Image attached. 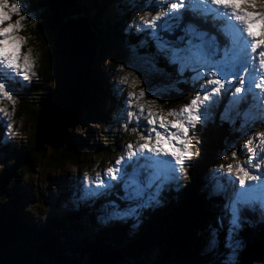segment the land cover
Masks as SVG:
<instances>
[{"label": "trees", "instance_id": "1", "mask_svg": "<svg viewBox=\"0 0 264 264\" xmlns=\"http://www.w3.org/2000/svg\"><path fill=\"white\" fill-rule=\"evenodd\" d=\"M38 2L41 3L38 6L32 4L31 8L35 12L43 10L40 15L41 26L53 40L56 37L57 28L64 20L80 17L83 12H87L84 5L80 3L76 5V0ZM257 3H260V0H257ZM98 15L100 13L94 15V22ZM183 15L184 21L180 24L181 27H184L186 22H190L201 30L210 31V33L216 32L212 30L210 22L203 23L201 19L193 18L190 12H184ZM123 19L125 21L130 19L128 12L124 13ZM94 22L91 23V27ZM94 25L99 32L102 30L99 25ZM120 26L126 32L123 34L115 31L113 36L111 35L116 43L120 44V48L126 45L134 47L135 52L139 55L147 53L158 60V67L167 74H176L175 66L168 63L164 53L157 52L153 48V44L157 43L153 35H151L150 41L147 40L151 32L144 29L135 30L134 27L122 23ZM98 40H100V36ZM108 42L109 39H106L98 45L93 56L92 62L95 65L96 73L92 80L93 86L85 110V123L88 121L105 123L109 121L112 113L122 106L120 99H116V94L111 90V84L108 82L107 77L111 72L107 71L105 66L100 71V68L103 67L101 66L104 61L103 53L106 49L110 50ZM219 42L223 45V38H220ZM110 51L117 60L123 61L122 49L119 50L120 53L116 49ZM53 58L52 51L38 64L37 77L32 79L29 87L27 85V88L23 89L21 95L23 97L17 104L20 116H28L34 130L39 108L35 100L39 98L40 93L47 85L54 81ZM113 64L116 66L115 63ZM113 64L111 63L110 66ZM107 69L109 70V67ZM183 76L176 82L177 90L170 91L167 107L186 102L194 93V83H191L193 77L189 73ZM187 93L189 96L184 98V94ZM219 99V106H214L215 110L209 111V121L197 126L198 130L201 128L197 140L200 153L187 166H183L185 178L179 182V189L175 191L169 189L167 194L159 192L158 194L164 198L159 196L160 199L154 206L145 203L136 207L125 196L128 195L129 190L123 189L122 181H112L109 182L108 186L110 187L99 189L98 194L83 199L77 197V200L72 201L71 205L68 203L61 205L63 211L56 217L47 218V221L41 226H37V222L32 221L29 209L25 205L28 195L18 186L19 178L22 174L31 172L35 160L41 154L40 151L39 153L35 151L34 130H32L21 152L15 155L11 168L0 174V264H85L79 260L81 254H87L88 251L99 248H107L120 253L128 264L213 263L212 259L203 254L205 240L210 238L211 232H216L215 228L219 229L223 221L220 217V197L208 185L212 182L208 180V177L222 163L224 156H229L232 151L241 149L240 145L245 144L249 134L254 135L264 129V119L257 115L253 121L246 125L240 123L237 118H226L220 114V106L227 102L226 95L221 94ZM249 100L251 99L247 98L241 101L238 109L243 111L244 108H247ZM1 131L0 128V144L3 136V131ZM69 134L70 137L66 144L52 151L54 157L51 160V165L57 169H62L65 165L77 166L83 162H90L92 158L90 152L98 156L108 151L112 153L113 149L117 148V142L111 144L107 140L99 141L102 148L99 145L90 147L87 141L76 140L71 131ZM108 156L110 158L111 155ZM130 170L132 171L131 168L128 169V171ZM147 176L148 173L142 170L140 179L143 178V180L141 179V181H144ZM115 200H119V203H112ZM105 203L112 205L110 211L104 207ZM124 203H126V207L131 206L133 209L128 217L117 218L110 215L114 206L118 211L124 209ZM100 212L107 214L106 222L101 223L97 219V223H94V218H97ZM241 216L245 218L244 224L238 229L234 227L235 231L227 235V240L238 237L242 240L243 246L246 243H264V218L260 223L254 222V217L249 210H243ZM84 217L90 220L91 224H95L93 226L94 234L91 237L85 235L74 238L73 247L67 248L63 239L65 232L69 230L72 234L83 233L82 219H85ZM229 231L231 232V227ZM216 241L222 248L223 232L219 233ZM227 242H225L223 251H216L214 260L220 262L219 264L234 263L229 262L231 259L226 257ZM239 254L240 251L237 255L239 256Z\"/></svg>", "mask_w": 264, "mask_h": 264}, {"label": "snow or ice", "instance_id": "2", "mask_svg": "<svg viewBox=\"0 0 264 264\" xmlns=\"http://www.w3.org/2000/svg\"><path fill=\"white\" fill-rule=\"evenodd\" d=\"M256 3L257 0H151L148 7L155 10V15L146 19V12L139 17L144 30L151 32L157 40L158 50L164 53L169 63L177 66L178 72L190 69L195 73L194 85L202 79L204 83L178 110L156 113L149 108L145 113L143 105H136L135 111H127L128 121L136 120L132 131H137L143 122L144 134L139 137L143 142L128 143L123 149L124 155L115 160V166L104 171L103 176L108 179H101L97 174L98 184L94 190H86L82 194L84 198L98 194L99 189L107 187L110 181L119 180L129 189L127 199L136 207L154 201L157 195L154 189L174 179L177 171H183L184 160L192 158L190 130L208 119L209 102L215 103L221 94L231 92L230 102L234 104L250 96L253 106L264 119V11H247L248 8L254 9ZM260 4L264 7V0H260ZM21 6L16 0L11 3L0 0V101L6 99L13 105L15 86L29 80L33 66L30 53L22 52L26 40L19 33L26 16L20 12ZM184 12L192 13L203 23L211 20L212 27L223 37V46L216 35H210L191 23L185 25V36L179 38L182 46L164 41L160 33L170 32L173 25L169 21L182 19ZM13 15L18 17L15 21H12ZM144 95L141 90L139 97ZM136 99V93H128L126 104L129 109L133 108ZM0 115H8L3 106H0ZM244 117L246 125L252 119L250 112L246 111ZM7 127L10 130L11 123ZM243 148L248 149L246 160H238L237 152L232 151L235 164H220L210 174L212 180H216L219 172L229 174L222 179L232 186L227 211L233 224L243 208L258 206L264 214V132L249 134ZM223 159L227 160L228 156ZM142 170L148 173L144 181L140 179ZM84 180L88 182L87 174ZM213 190L223 192L225 188L216 180ZM125 211L130 214L133 209ZM121 214L115 206L110 213L112 216Z\"/></svg>", "mask_w": 264, "mask_h": 264}, {"label": "rangeland", "instance_id": "3", "mask_svg": "<svg viewBox=\"0 0 264 264\" xmlns=\"http://www.w3.org/2000/svg\"><path fill=\"white\" fill-rule=\"evenodd\" d=\"M38 1H43V0H16L18 4H22L20 8L21 14L26 16V19L21 22L22 31L19 33L26 40V43L22 48V52L30 53V59L32 61L33 66L29 72V80L21 81L19 84L15 86L14 105L13 103L7 101L6 99L0 101V106L5 107L8 111L7 117L0 115V128L3 131V136L0 144L1 145L0 174L2 171L11 168V164L14 163L15 155L21 152V150L25 146V143H27L29 139L31 131L34 130L32 129L31 120L28 118V116L25 115L20 116L18 112L17 104L21 102L20 100L23 97L21 96L23 93V89L27 88V85L29 87L32 79H35L37 77L36 68L38 67V64L44 58H46V56L49 55L50 52L54 50V40L51 39L50 34L43 28V26H41L42 23L40 20V15L42 14L43 10L35 12L31 8L32 4L38 6L41 3ZM76 1H77L76 5H78L79 3L84 5L87 8V12H83L80 15V17L78 16V17L69 18L71 21L83 18L84 20L88 21V23L91 26V23L94 22V15L96 13L97 14L100 13V15H98V17L95 19L96 22H94V24L99 25L102 28V30L99 32V30L95 28L94 24L93 27H90L91 31L95 35L94 41L96 48L98 47V45L106 41V39H109L108 42L109 46L108 45L107 46L110 48V50L116 49L117 51H119L120 49H122V53L124 55L123 61H119L116 59V57L113 55V53H111L109 49L107 50L105 48L106 51L105 53H103L102 56V59L104 61L103 64H101V66L103 67L100 68V71H102L105 66L106 67L105 69L111 72L110 76L107 77L108 82L111 84V88H112L111 90L116 94V99H120L122 106H119V108H117L115 112L112 113L109 121L105 123L96 122V121H88L87 123H85L84 116H85V110L87 109L86 107V109L82 113V118L80 122L70 127L68 129V132L71 131L74 135V138H76V140L87 141L90 147H92L93 145L94 146L99 145V147L102 148L103 146L102 144H100V142H102L103 140H107L108 143L111 144L117 142V148L113 149L112 153L111 152L109 153V151L107 152L111 155L110 158L108 156L109 154L107 153H102L97 156L90 152L92 157L90 162L88 163L83 162L77 166L65 165L62 169H57L51 165V160L54 157L52 153L53 149H51L47 144H44L42 146V149L40 150L41 154H39L37 159L35 160L34 167L32 168L31 172L27 174H22V176L18 180L19 183L18 186L20 187L21 190L24 191L26 195H28V200L25 202V205L29 209V213L32 217V221L34 223L37 222L36 224L37 226L44 225V222L47 221V218H53L59 215L63 211L61 205L65 203L71 205L72 201L74 202L75 200H77V197L83 199L84 197L82 196V194L86 190L89 191L94 190L95 186L99 182L97 179V174H100L101 179L107 180L108 177L103 176L104 171L109 167L115 166V160L118 157L124 155L123 149L128 143H133L135 145L137 143L143 142L140 141L139 139L140 135L144 134L143 122L140 124V127L137 129V131H132V129L136 127V120L135 118H133V120L129 122L126 115L127 111L129 110L135 111L136 105H143L145 109V113H147L149 108H151V110L156 113H160V112L166 113L169 109L178 110L182 106H184L195 95V92L198 90L199 86L204 83V80L202 79L194 85L195 91L190 95L189 99L186 100V102H183L177 106H174L173 104L167 107L166 103L168 101V95L170 94V91L177 90L176 82L180 78L184 77L183 75H186L187 73H189L194 78L195 73L190 69H184L182 72H178L177 66L172 64L176 68L174 69L176 74L169 75L158 67V60L156 58L149 56L147 53L146 54L142 53L141 55H139V53L135 52L134 47L131 46L123 45L120 48V44L116 43V40H114L111 37V35L113 36L115 31H119L123 34L126 32L123 27L121 28L120 26L121 23L128 25L130 27H134L135 30L144 29L139 17L143 16L146 12L148 13V15L145 17L146 19H151V16L155 15V10H150V8L148 7L151 0H76ZM9 2L11 3L12 0H9ZM159 10L163 11L164 9H159ZM247 11H249L250 13L252 12L259 13L261 11H264V7H262L260 3H256V7L254 9L248 8ZM126 12L129 13V17H130L128 21H125L123 19L124 13ZM190 15H192L193 17L192 13H190ZM17 18L18 17L16 15H13L12 21H15ZM182 21H184L183 17L178 21H169V23L172 24L173 27L170 32H166V33L177 34L176 39L174 40L166 39L165 37H162L161 35L162 32L160 33V37L164 41L173 43L176 46H182L179 40L180 37L185 36V33L183 32V28L185 27V25L184 27L180 26ZM209 22L211 23V20H209ZM189 23L190 22H186V25ZM212 30L215 29L213 28ZM208 33L210 35H216L218 41L220 40V38H223L218 32L213 31L212 33H210L209 31ZM151 35L152 34L150 33L147 40L150 41ZM99 36H100V40H98ZM153 48L157 50V52H159L157 48V43L153 44ZM118 53H120V51ZM92 61H91L92 64L91 76L93 79L96 73V68ZM111 63L112 64L115 63L116 66L114 64L113 66H110ZM107 67H109V70L107 69ZM122 80H126V83H121ZM191 81H192L191 83H194L193 79ZM54 83L55 81L49 83L47 87L43 90V92L40 93L39 98L35 100V103H37V105L40 104L46 92L54 88ZM141 90L145 92V95L143 97H139V93ZM129 92L136 93L138 97V99L133 101L132 109H129L126 104V100L128 98ZM225 95L227 102L223 103V105L220 106V110H221L220 114H223L226 118L228 119L237 118L240 123H244V119H245L244 114L246 111H248L250 112L252 117V119H250L248 122L249 124L251 121H253V119H255L256 115L260 116V112L256 107L253 106V101L250 96L247 97L251 99L249 100L250 101L249 106L247 108H244L243 111H240L238 109L240 103L234 104L230 102L232 93L229 92ZM188 96H189L188 93L184 94V98H187ZM219 100H220L219 97H217L215 103H212L211 101L209 102L211 103V107L209 108V111L211 109L215 110L213 108L214 106L216 107L219 106ZM152 101H155V103H151ZM169 119L171 118L169 117ZM208 121H209V115H208V119L205 122ZM205 122L199 124L202 125ZM9 123H11L12 125V128L10 130L7 127ZM199 124H197V126H199ZM197 126L195 129L190 130L189 133L191 136V151L193 152V155L191 159L186 158L184 160L185 166H187L190 162H192L194 158H197V156L200 153L199 144L197 143V140L201 128L200 130H198ZM261 132H264V129ZM243 146L244 144L240 145V148L242 149ZM2 149H4V151H2ZM241 149L236 151L237 159L240 161H244L247 158L246 153L248 152V149L243 148L242 152ZM257 151H259V149H257ZM102 158H106V159H102ZM235 162L236 161L232 159V156L230 154L227 160L224 159L222 160L221 164L224 165H227L229 163L235 164ZM262 170H264V166H262ZM129 172H131V170ZM85 174H87V176L89 177L87 183L84 180ZM253 174H255V172H253ZM184 175H185L184 170L182 172L177 171L174 174L175 176L174 179H169L166 183H164L165 185L163 184L161 187L154 189L157 195H156V199L150 202V205L154 206L158 203L160 199L159 198L160 195L158 194L159 192L160 193L165 192L167 194L169 189L174 191L179 189L180 186L179 182L182 181L181 179L185 178ZM228 175L229 174L227 173V171H224V172H219L216 177V180H218L220 184L224 185L225 188L223 192H217V194L220 197V203H221L220 217L223 222L221 226H219L218 230L215 228L217 233L211 232L210 238L205 240L206 245L203 249V254L205 257L212 259L211 261H213V263H206V264L220 263L214 260V257L216 256V251L217 252L223 251L225 247V242L227 241L228 242L225 248L226 251L225 253L227 254L226 257L231 259L229 260V262H234L235 264L238 262L237 254L238 251H241V249L243 248L242 240H240L238 237L237 238L233 237L232 239L227 240V235L235 231L234 227L238 229L241 228L242 225L244 224L245 218L241 216L243 210H249L254 217V222L256 223L262 222L264 218V214H262L260 208L256 206L252 208H243L239 212L238 217L236 218V223L233 224L231 222L232 217L231 214L227 211V205L229 203V196L232 193V186L228 183L226 179H222L223 177H227ZM232 178L235 179L234 176ZM141 179L143 180V178ZM208 180L212 181L208 183V185L212 188V191H214L213 184L216 182V180H212L210 176L208 177ZM111 182L112 181H110V183ZM122 186L123 189L124 188L128 189L123 181H122ZM236 186L237 187L239 186L238 182L236 183ZM125 196L127 197V195ZM112 203L118 204L119 200H115ZM125 204L126 203L123 204L124 209L120 211L122 214L120 216H114V217L117 218L128 217L129 214L126 213L125 210L131 208V206L126 207ZM104 207L108 211H110L112 205L105 203ZM106 215L107 214L104 213L101 214L100 212L97 218L96 217L94 218V223H97L96 221L97 219L101 223L106 222L107 220ZM82 223L84 225L83 233L72 234L71 232H69V230L65 232L63 239L64 242L66 243L67 248L73 247L72 241L74 238L85 235L91 237L94 234L95 231L93 226L95 224H91V221L88 220L87 218L82 219ZM230 227H231V232L229 231ZM221 232L224 233V242L221 244L222 248L219 247L220 243L216 241V239L219 236V233ZM103 249H107V248H103ZM83 255L84 256L82 258L80 257L79 260L85 263L87 261V257H86L87 254H83ZM118 264H128V263L126 259H123ZM253 264H260V263L255 262Z\"/></svg>", "mask_w": 264, "mask_h": 264}, {"label": "water", "instance_id": "4", "mask_svg": "<svg viewBox=\"0 0 264 264\" xmlns=\"http://www.w3.org/2000/svg\"><path fill=\"white\" fill-rule=\"evenodd\" d=\"M66 19L57 28L54 38V88L44 95L37 111L34 130L35 151L47 144L51 149L63 147L70 134L68 129L80 122L88 106L92 90L91 61L95 54V35L83 18ZM174 40L177 34L161 33ZM83 253L81 257H83ZM85 264H118L124 257L113 250L88 251ZM264 264V243H246L237 264Z\"/></svg>", "mask_w": 264, "mask_h": 264}]
</instances>
